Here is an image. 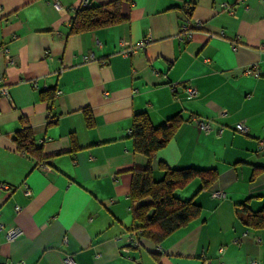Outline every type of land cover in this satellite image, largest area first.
I'll list each match as a JSON object with an SVG mask.
<instances>
[{
	"label": "crops",
	"instance_id": "1",
	"mask_svg": "<svg viewBox=\"0 0 264 264\" xmlns=\"http://www.w3.org/2000/svg\"><path fill=\"white\" fill-rule=\"evenodd\" d=\"M109 1L0 0V264H264V228L244 222L264 206V0H121V22L70 32L77 8ZM140 112L153 125L179 118L151 161L133 147ZM23 125L40 160L15 144ZM147 165L155 180L163 166L215 178L174 191L200 206L198 217L126 255L132 174ZM11 227L19 232L9 239Z\"/></svg>",
	"mask_w": 264,
	"mask_h": 264
},
{
	"label": "trees",
	"instance_id": "2",
	"mask_svg": "<svg viewBox=\"0 0 264 264\" xmlns=\"http://www.w3.org/2000/svg\"><path fill=\"white\" fill-rule=\"evenodd\" d=\"M120 1L87 3L77 8L70 19V32L78 33L121 22L124 16L119 9ZM178 124L179 118L171 117L165 122L153 125L146 113H135L131 127L134 150L144 154L151 161L155 153L173 136ZM14 141L19 150L41 159V149L35 145L28 125H23L16 131ZM163 171L162 178L155 180L149 165L134 169L129 193L131 202L138 203L132 210L134 224L131 228L140 229L141 238L146 237L155 242L200 214V206L192 199L182 200L176 197L175 189L184 186L196 176L205 183L215 178V171L210 168L172 169L163 166ZM244 222L250 228H264V206L257 211L248 212Z\"/></svg>",
	"mask_w": 264,
	"mask_h": 264
},
{
	"label": "built area",
	"instance_id": "3",
	"mask_svg": "<svg viewBox=\"0 0 264 264\" xmlns=\"http://www.w3.org/2000/svg\"><path fill=\"white\" fill-rule=\"evenodd\" d=\"M84 4H87V3L85 2ZM54 5H58V3L55 2ZM196 26H198L197 23H196ZM193 32H194V29L189 27V24L187 22H185L180 27L179 36L181 37L182 40L188 41L192 37ZM147 42H148L147 38H142L137 43V46H144ZM132 51H133V48L123 49L122 54L126 55ZM6 63L7 64H14L13 59L7 53H6ZM245 72L252 74L256 77L259 76V74H260L259 70L256 67H251V68L249 67V68L245 69ZM185 90L190 97L196 96L198 94L197 88L192 84H187L185 86ZM0 93L3 95H6L7 94L6 88L0 89ZM225 112L226 111L223 110V113H225ZM192 121L195 123V125L201 131H203L205 133L210 132L212 129L211 128V121L207 118L192 117ZM235 130L245 134L248 132V126L246 125V123L244 121H239L235 124ZM218 131L220 132L221 129H219ZM38 166L44 172H48L51 170L50 166L48 164H46L45 162L39 163ZM4 186H6V185H4ZM24 190H25V193L29 194V189L27 186L24 187ZM211 195L214 197H222V196H224V193L221 190H216L213 193H211ZM20 209L21 208L19 206L15 207L16 212H19ZM18 232H19V229L17 227H11V228L7 229V231H6L7 237L9 239H11L15 235H17ZM123 237H124L123 238L124 244L121 247V250L126 255H129L130 249L133 247H137L139 245L140 240H141V231L138 228H129L128 230L125 231ZM13 264H21V263L17 262V263H13ZM65 264H76V262L72 259V257L67 256V257H65Z\"/></svg>",
	"mask_w": 264,
	"mask_h": 264
}]
</instances>
